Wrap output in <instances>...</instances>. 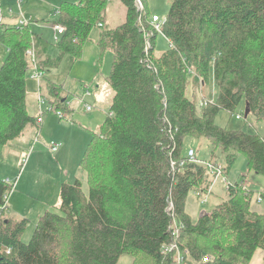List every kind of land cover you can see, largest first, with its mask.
I'll list each match as a JSON object with an SVG mask.
<instances>
[{
    "label": "trees",
    "instance_id": "16d2710c",
    "mask_svg": "<svg viewBox=\"0 0 264 264\" xmlns=\"http://www.w3.org/2000/svg\"><path fill=\"white\" fill-rule=\"evenodd\" d=\"M139 1L142 7L120 0L126 19L112 28L110 0L62 3L53 24L65 32L54 45L31 25L1 23L8 54L0 67V159L28 129L38 135L42 127L27 106L29 50L39 70L48 72L67 55L79 59L97 28L98 46L113 61L106 78L109 110L81 162L88 191L79 179L63 183L59 206L39 218L28 243L21 237L29 220L9 219L2 211L0 264H118L123 255L133 264H249L264 251V214L251 210L253 192L242 183L230 184L228 198L197 220L185 210L189 193L205 192L213 181L205 165L188 161V139L209 143L210 163L221 153L225 176L242 154L249 172L264 178V135L215 123L243 99L248 116L264 121V0H171L160 32L147 0ZM158 34L169 44L160 53ZM212 79L216 102L200 109L189 95L191 85L204 89ZM43 81L50 110L73 113L63 85ZM12 190L0 179V205ZM171 212L182 224L179 252L163 249L171 241Z\"/></svg>",
    "mask_w": 264,
    "mask_h": 264
},
{
    "label": "rangeland",
    "instance_id": "374dc122",
    "mask_svg": "<svg viewBox=\"0 0 264 264\" xmlns=\"http://www.w3.org/2000/svg\"><path fill=\"white\" fill-rule=\"evenodd\" d=\"M12 2V10L18 11L17 2ZM17 1V0H16ZM80 0H26L23 4V13L31 17L34 23L31 24L32 31L42 35L51 45L55 44V32L53 23L58 19L57 9L64 2L77 3ZM150 14L160 18L161 24L164 22L169 12L171 0H147ZM5 14L10 8H5ZM142 7V5H140ZM6 17L8 15H5ZM14 16V17H15ZM126 9L120 0H110L108 4L109 27H116L125 22ZM6 22L5 20L3 21ZM12 25H17L16 20H12ZM7 23V22H6ZM60 38V37H59ZM83 48L79 59L72 55H67L58 68L44 72L43 78L50 80L57 85H63L68 93V106L74 112L67 113L62 110L64 118H60L55 111L50 110V106L45 102L42 104L40 113L39 84L33 79V70L28 71L27 86V106L30 114L42 119V128L36 135V128L28 129L25 136L3 149V158L0 159V179L11 183L17 181L15 188L9 194L7 207L5 209L6 218L19 220L27 218L29 226L21 237V240L28 243L33 235L37 222L47 211H53L60 204V188L65 182H74L79 179L83 183L84 190L88 191L87 174L81 167L85 151L92 137V132H98L104 118L109 110L112 97L106 85V78L110 73L113 61V54L110 51L102 52L98 46L99 30L94 28ZM158 53L166 50L169 46L166 39L158 34L157 36ZM51 54L56 55L57 51L51 46ZM8 50L0 42V67L4 63ZM44 81L42 80V91L44 92ZM217 92L214 80L202 88L191 85L190 94L199 102L201 93L213 101V91ZM89 91L86 101L92 106L91 112L81 109L78 99ZM216 97L214 98V103ZM199 104V103H198ZM197 104V107L199 105ZM205 108V107H204ZM246 105L243 99L234 111L229 113L221 111L215 123L229 131L242 130L247 133L264 135V121H259L251 115L245 114ZM236 115H241L242 120H238ZM38 137L39 142L34 145ZM51 142L60 144L58 152H52L49 145ZM187 152L189 149L195 151V157L199 161L208 162L211 160V150L209 143L202 139H188L185 142ZM30 153V157L23 165V160ZM217 162L225 165L224 157L217 153ZM23 169H22V168ZM22 169V172L21 170ZM228 183H244L248 190L253 192L251 199V210L258 214H264V201L258 202V196L264 191V178L254 171L248 170L247 159L244 155H238L235 164L227 176L213 180L211 193L208 202L202 204L201 199L191 191L186 200L185 210L194 220L199 219L202 212H211L219 204L228 198ZM9 209V210H8ZM4 211V210H3ZM118 264H133V259L129 255H123ZM249 264H264V251L257 250Z\"/></svg>",
    "mask_w": 264,
    "mask_h": 264
},
{
    "label": "built area",
    "instance_id": "2783aa9c",
    "mask_svg": "<svg viewBox=\"0 0 264 264\" xmlns=\"http://www.w3.org/2000/svg\"><path fill=\"white\" fill-rule=\"evenodd\" d=\"M26 2V0H17V7H18V11L15 13L12 9L8 10V14L9 16H15L17 18V25L18 26H29L32 23H34L33 19L31 17H27L24 13H23V4ZM138 5L140 6V1L137 0ZM4 19V14H3V7L1 4V0H0V25L3 22ZM152 24L154 25V27L160 32L161 29V22H160V18L158 16H153V20H152ZM53 30L55 32V42H57L59 40V36L62 35L65 32V27L61 24H53ZM0 31H1V26H0ZM27 56L29 59V70H33L34 74H33V79L36 80L39 84V94H38V100H39V105H40V113L41 115L43 114L42 112V104L45 103V99L42 96V91H41V84H42V80L44 79V72L40 71L38 68V63L37 60L35 58V54H34V50L31 49L27 52ZM200 88V92L202 91V86L199 87ZM90 95L89 91H85L84 94L78 99V103L81 106V109H84L86 112H91L92 111V106L87 103L86 98L87 96ZM201 98L199 100V108H204L207 107L209 105H212L214 103V98L217 96V92L213 91V101L208 99L207 97H205L202 93L200 94ZM56 114L60 117V118H64L65 115L62 114V112L57 111ZM236 118L238 120H242L241 115H236ZM39 122L42 123V119L41 117L38 118ZM39 142L38 137H36L35 141H34V145L37 144ZM60 144L51 142L49 147L51 149L52 152H57L60 149ZM30 157V153H28L25 157V159L23 160V165H25V163L27 162V160ZM186 157L188 158L189 162L192 163H198V164H203L207 167L208 172L210 173V175L212 176V179L215 180L217 178H221L222 175H224L225 173V165H223L220 162H212L210 163L209 161H199L196 157H195V151L193 149H189ZM184 164V162H181L179 165V167H182ZM172 169L174 171V169L177 167V163L176 162H172L171 163ZM23 169V168H22ZM8 184H12L13 185V189L16 186L17 181H15L14 183H11V181L9 179H7L5 181ZM225 182L227 183V188H229L228 186L231 183H228L227 180H225ZM213 183V181H212ZM243 184V187L246 188L245 184ZM212 186V185H211ZM226 188V189H227ZM247 189V188H246ZM13 191V190H12ZM11 191V192H12ZM195 196L199 199H201L202 204H206L208 202V197L211 193V187L203 192L202 190H196L194 191ZM9 197V195L7 196ZM258 202H263L264 201V193H260L257 199ZM7 203H8V198L6 199L5 203L0 205V216L3 210H5L7 208ZM173 206L170 205L168 211L170 213V211L172 210ZM171 222H170V226H169V231L171 232V241L163 246V249L165 252H172V251H178L179 252V246H178V241L180 238V231L182 228V224L178 222V219L176 218V215L174 213L171 212ZM9 253V251H8ZM177 260L178 262H182V257L181 255L178 253L177 255Z\"/></svg>",
    "mask_w": 264,
    "mask_h": 264
},
{
    "label": "crops",
    "instance_id": "0c3cea01",
    "mask_svg": "<svg viewBox=\"0 0 264 264\" xmlns=\"http://www.w3.org/2000/svg\"><path fill=\"white\" fill-rule=\"evenodd\" d=\"M17 1L15 0V3H16ZM1 4H2V7H3V3H2V0H1ZM11 4H13L12 2H10L9 0H4V5H5V8H12V5ZM7 12H8V10H7ZM3 14H4V19H3V21L5 20L6 22H7V24H9V25H11V26H13L12 25V20H16L17 21V18L16 17H14V16H9V14L7 13V14H5V10H4V7H3ZM5 15H8L7 17L5 16ZM5 22V23H6ZM37 101H38V96H37ZM33 115V114H32ZM34 116V115H33ZM43 123V122H42ZM42 128V127H41ZM59 151V150H58ZM57 151V152H58ZM59 206V205H58ZM8 208V207H7ZM9 210V209H8ZM194 220V219H193ZM197 220V219H196Z\"/></svg>",
    "mask_w": 264,
    "mask_h": 264
},
{
    "label": "water",
    "instance_id": "95a60500",
    "mask_svg": "<svg viewBox=\"0 0 264 264\" xmlns=\"http://www.w3.org/2000/svg\"><path fill=\"white\" fill-rule=\"evenodd\" d=\"M245 114H246V116L249 114V109H248V108L246 109ZM204 213H206V212H202L201 215H200V217H202ZM200 217H199V218H200Z\"/></svg>",
    "mask_w": 264,
    "mask_h": 264
}]
</instances>
